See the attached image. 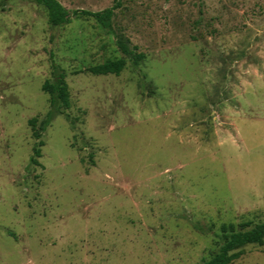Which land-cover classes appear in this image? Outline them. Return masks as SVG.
<instances>
[{"label": "rangeland", "instance_id": "rangeland-1", "mask_svg": "<svg viewBox=\"0 0 264 264\" xmlns=\"http://www.w3.org/2000/svg\"><path fill=\"white\" fill-rule=\"evenodd\" d=\"M57 1L56 27L0 3V264H203L220 225L264 222V0ZM114 4L111 32L71 15ZM51 62L70 105L36 139Z\"/></svg>", "mask_w": 264, "mask_h": 264}, {"label": "trees", "instance_id": "trees-1", "mask_svg": "<svg viewBox=\"0 0 264 264\" xmlns=\"http://www.w3.org/2000/svg\"><path fill=\"white\" fill-rule=\"evenodd\" d=\"M5 0H0V3ZM42 6L46 10L47 22L50 26L56 27L70 22L69 13L62 7L57 0H29ZM118 4L101 11L92 12L86 10H74L71 15L74 18L93 19L102 29L111 32V18ZM116 45L120 52L125 56L133 55L136 61L143 58L141 54H133L135 47L131 49L122 41H117ZM125 66V60L118 58L108 60L101 64L90 66L86 71L94 76L114 75L118 76ZM50 79L45 80L41 85V90L47 94L49 109L44 120L39 125V132L34 133L36 139L41 132L52 121L53 117L60 115L62 111L69 108V93L65 82L64 72L53 62L50 65ZM34 120L28 123L32 126ZM33 155L39 157V150L33 148ZM30 163L37 165L34 158H30ZM239 230L233 224L220 225L218 232L214 233L219 243V247L212 257L203 264H230L242 255L243 247L247 245L261 246L264 242V222L249 227L248 223L238 225Z\"/></svg>", "mask_w": 264, "mask_h": 264}]
</instances>
